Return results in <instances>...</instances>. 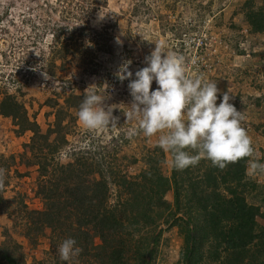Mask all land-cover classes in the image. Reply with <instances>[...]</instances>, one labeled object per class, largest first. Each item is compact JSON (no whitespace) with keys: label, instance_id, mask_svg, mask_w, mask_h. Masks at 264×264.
<instances>
[{"label":"trees","instance_id":"trees-1","mask_svg":"<svg viewBox=\"0 0 264 264\" xmlns=\"http://www.w3.org/2000/svg\"><path fill=\"white\" fill-rule=\"evenodd\" d=\"M98 3L99 0H53L39 8L51 18L48 25L42 26V32L35 30V41L41 33L50 35L48 56L41 66L49 77L64 71L69 57L79 56L83 64L95 52L109 51V26L97 28L88 23L99 9ZM241 13L250 34L264 33L263 5L246 0ZM0 56L8 66L6 50L0 51ZM30 82L24 86L29 88ZM61 83L58 84L63 86ZM256 88L263 89L264 85ZM64 89L57 91L53 87L51 96L40 104L39 108L52 109L53 116L43 131L36 121L39 108L29 113V108H33L31 100L36 97L20 100L17 96H24L22 87L14 93L0 88V124L10 122L16 139L31 134L21 154L0 155V168L7 170L5 187L0 190V216L11 221L10 226H1L0 264H69L60 260L57 252L66 238H74L82 249L71 264H153L161 237V231L156 233L158 222L170 208L165 199L169 191L175 203V210L167 214L174 219L169 227H177L182 238L176 264H200L204 257L206 264H264V224L257 221V217L264 221V209L260 211L249 204L244 196L248 187H256L246 180L248 158L229 164L224 170L201 159L196 166L181 171L173 166V155L168 153V178L159 167L165 157L162 151L148 155L146 169L132 178L122 173L119 161L96 159L95 154L80 150L70 154V163H60L55 156L68 146L67 135L84 97L70 90L61 102ZM233 104L237 110L247 106ZM254 104L260 105L261 97ZM254 128L260 131L262 127ZM186 151L195 154L190 149ZM16 159L37 170L35 196L41 203L39 209L28 208L25 194L12 199L4 197L14 178L30 174L19 171ZM184 190L190 205L181 212L179 202ZM180 212L183 216L175 218ZM16 234L26 241L28 252L14 237ZM95 238L99 243L94 245ZM44 243L50 249L37 260L32 252Z\"/></svg>","mask_w":264,"mask_h":264},{"label":"rangeland","instance_id":"rangeland-1","mask_svg":"<svg viewBox=\"0 0 264 264\" xmlns=\"http://www.w3.org/2000/svg\"><path fill=\"white\" fill-rule=\"evenodd\" d=\"M48 1L53 0H0V51L6 50L7 59L10 60V64L5 66L0 56V88L14 93L17 87H22L24 96H17L20 100L35 96L31 100L33 108H29L31 113L39 108L47 96H51L53 87L57 91L61 87L65 88V93L59 97L62 102L70 90L82 95L92 86L90 91L108 97L105 103L115 107L113 115L119 118L116 129L109 127L91 131L79 122L77 116L67 135L68 146L55 156L56 160L63 164L70 163V154L78 150L93 153L96 159L119 161L122 173L132 178L146 169L148 155L164 152L158 145V136L148 138L138 130L135 121L126 122L123 111H127L132 102L128 88L130 81L119 78L121 66L130 62L128 70L133 73L132 79H135L136 71L147 66L145 57L155 50L156 45H160L163 51L185 58L190 77L203 76L207 81L215 82L221 94L228 92L233 97L230 103L247 105L238 110L246 117L242 126L252 138L255 149L253 158L264 163V88H256L257 85H264V33H249L241 13L246 0H99L97 5L100 7L94 12V17H89L88 23L97 28L109 26V51L95 52L83 64L79 56L69 57L66 69L56 71V76L46 80L42 75L43 70H31L45 65L44 58L48 56L50 35L41 33L35 41L38 29L42 32V26L48 25L51 20L50 16L39 10ZM140 2L144 4L139 5ZM254 3L264 6V0H254ZM28 80L32 81L29 88L24 86ZM157 88L158 85L153 81L152 90ZM258 97H261V104L255 105L254 100ZM221 100L222 95H218V105ZM36 121L45 131L47 124L53 121L52 109L40 107ZM258 125L262 127L260 131L254 128ZM131 129H137V132L129 137ZM30 135L26 133L23 138L16 139L14 126L10 122L1 123L0 155L8 157L21 154L23 144L28 143ZM164 155L159 167L163 176L168 178L171 158L166 152ZM15 161L17 164V159ZM18 167L20 172L28 171L30 174L24 178H14L4 192V197L12 199L17 194H25L28 208L39 209L41 203L35 196L39 181L37 170L32 165L24 166V163H18ZM245 171L246 180L256 185L252 189L248 187L245 199L263 211L264 175H249L247 163ZM185 192L179 202L181 212L190 205L184 196ZM165 199L170 208L158 222L156 233L161 231V237L153 264H176L182 244L179 229L169 227L174 219L167 214L175 210L171 191L166 193ZM181 212L175 218L182 217ZM257 221L264 224L261 218L257 217ZM10 223L5 215H1L0 233L1 226H10ZM18 230L21 231L20 226ZM14 237L24 244V250L28 252L26 241L18 234ZM98 243V238H95L93 244ZM49 249V244L44 243L41 249L32 252V256L40 260ZM27 262L30 263V255ZM200 264H206L205 257Z\"/></svg>","mask_w":264,"mask_h":264},{"label":"clouds","instance_id":"clouds-1","mask_svg":"<svg viewBox=\"0 0 264 264\" xmlns=\"http://www.w3.org/2000/svg\"><path fill=\"white\" fill-rule=\"evenodd\" d=\"M146 67L133 73L128 70L130 62L120 68L119 78L129 80L128 88L132 102L123 111L126 122L135 121L144 136H158V145L166 153H172L173 166L184 170L196 166L201 159L211 161L213 167L224 170L229 164L247 160V172L251 176L264 175V163L254 159L255 149L248 131L242 126L246 119L238 111L228 92L220 93L215 82L203 76L187 74L185 58L165 52L162 46L145 57ZM41 65L32 69L39 71ZM42 72L48 80L46 68ZM158 88L153 91L152 83ZM85 90L77 112L79 122L88 130L111 127L116 129L119 118L113 115L114 106L105 103L106 95ZM218 95L222 100L217 104ZM137 129H131L129 137ZM190 149L195 154H190ZM7 170L0 168V190L5 187ZM82 249L74 238H66L58 246L60 260L69 262L78 257Z\"/></svg>","mask_w":264,"mask_h":264}]
</instances>
